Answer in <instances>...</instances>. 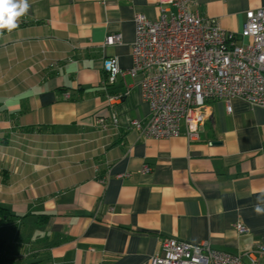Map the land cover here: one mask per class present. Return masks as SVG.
Instances as JSON below:
<instances>
[{"label": "crops", "instance_id": "0c3cea01", "mask_svg": "<svg viewBox=\"0 0 264 264\" xmlns=\"http://www.w3.org/2000/svg\"><path fill=\"white\" fill-rule=\"evenodd\" d=\"M28 2L19 26L0 34V204L18 215L0 229L7 252L39 264H150L175 237L251 263L264 244V213L255 211L264 200V107L235 98L228 112L213 101L199 140L184 128L145 137L131 125L150 117L132 44L136 14L157 18L159 0ZM263 7L197 0L193 11L238 33L246 12ZM115 33L121 43L106 45ZM109 56L122 74L106 91ZM98 118L117 127L102 131Z\"/></svg>", "mask_w": 264, "mask_h": 264}, {"label": "built area", "instance_id": "2783aa9c", "mask_svg": "<svg viewBox=\"0 0 264 264\" xmlns=\"http://www.w3.org/2000/svg\"><path fill=\"white\" fill-rule=\"evenodd\" d=\"M160 14L151 19L135 16L132 44V74H142L143 99L150 106L148 121L134 120L132 127L143 136L170 139L181 135L194 142L200 139L209 105L224 101L228 112L231 101L243 99L254 107H264V7L246 12L243 29L238 33L221 28L214 18L193 11L197 0H159ZM122 35L106 38V45L120 44ZM107 91L122 74L118 58L103 60ZM113 99V97H110ZM102 131L117 127L98 118ZM150 171L149 167L144 168ZM240 233L246 228L236 225ZM264 256V244L256 255ZM150 264H246L239 254L214 248L210 241L192 244L175 237L162 241V253Z\"/></svg>", "mask_w": 264, "mask_h": 264}, {"label": "clouds", "instance_id": "9594fccd", "mask_svg": "<svg viewBox=\"0 0 264 264\" xmlns=\"http://www.w3.org/2000/svg\"><path fill=\"white\" fill-rule=\"evenodd\" d=\"M29 7L28 0H0V34L4 30L11 32L16 29L19 26L18 19L27 13ZM260 203H264V200L257 204L255 211L264 213Z\"/></svg>", "mask_w": 264, "mask_h": 264}, {"label": "trees", "instance_id": "16d2710c", "mask_svg": "<svg viewBox=\"0 0 264 264\" xmlns=\"http://www.w3.org/2000/svg\"><path fill=\"white\" fill-rule=\"evenodd\" d=\"M18 217L13 214L9 208L0 204V229L3 227L4 222ZM48 217V215H46ZM0 264H39V262H21L17 258L13 257L5 249V241L0 237Z\"/></svg>", "mask_w": 264, "mask_h": 264}, {"label": "water", "instance_id": "95a60500", "mask_svg": "<svg viewBox=\"0 0 264 264\" xmlns=\"http://www.w3.org/2000/svg\"><path fill=\"white\" fill-rule=\"evenodd\" d=\"M214 143H218V142H214Z\"/></svg>", "mask_w": 264, "mask_h": 264}]
</instances>
